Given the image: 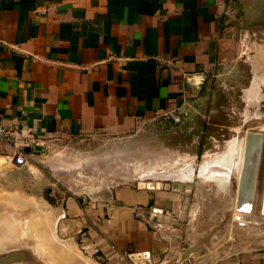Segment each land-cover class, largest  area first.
I'll return each mask as SVG.
<instances>
[{"label":"crops","instance_id":"crops-1","mask_svg":"<svg viewBox=\"0 0 264 264\" xmlns=\"http://www.w3.org/2000/svg\"><path fill=\"white\" fill-rule=\"evenodd\" d=\"M240 61L251 95L264 86V0H0V126L44 144L129 131L202 100ZM229 150L188 179L66 197L54 208L60 241L18 244L3 264H264L232 221L243 164ZM14 155L0 139V165H22ZM29 200V231L47 233L33 216L49 221L48 202Z\"/></svg>","mask_w":264,"mask_h":264},{"label":"rangeland","instance_id":"rangeland-1","mask_svg":"<svg viewBox=\"0 0 264 264\" xmlns=\"http://www.w3.org/2000/svg\"><path fill=\"white\" fill-rule=\"evenodd\" d=\"M250 49L246 47L248 55L252 52ZM262 79L260 83L255 82L259 84L258 91L251 95L243 93L242 89L250 84L252 77L248 64L240 61L229 69L219 70L211 78L202 100L191 103V106L175 116H160L151 121H142L131 130L121 133L102 131L90 136L46 143L42 152L31 154L28 162L22 165L3 162L0 165V223L24 224L27 232L29 228L22 222L21 214L24 216L25 210L30 207L28 196L44 198L50 208L54 209L61 207L64 199L69 196L87 198L129 184L155 187L156 182L171 183L177 177L191 178L197 172L193 167L200 166L204 160L212 157L223 162L226 160L223 155L229 148V151L234 149L237 152L234 157L238 161H244L246 152H250L247 155L251 154L248 157L250 160L246 158L249 170L246 168L245 179L250 177L251 180L254 175V181L258 182L260 176L264 178ZM246 97L247 102L244 101ZM249 132L253 135H250L248 144L253 140L257 144L255 146L254 143L255 150L252 151L246 150ZM258 152L261 156L255 154ZM255 159L259 161L255 162ZM242 163L245 164V161ZM258 163L260 166L256 170ZM238 171L239 169L236 170V180ZM245 200L235 212L243 213L242 220L235 222L232 215V221L241 229L243 243L253 237L258 239L260 247H264V211L259 215L256 209L259 216L255 214L253 217L254 211L250 213L252 207L246 205ZM250 200H247V204L251 203ZM31 205L33 206L32 202ZM54 218L51 216L46 223L48 232L38 235L44 237L43 249L60 240L57 235V231L60 233L59 220L54 222ZM29 234V240L24 241L26 246L32 249L41 247L34 235ZM230 239L233 237L230 236ZM1 243H6V240ZM13 248L17 247H11L10 244L1 246L0 253ZM98 261L101 262L99 259Z\"/></svg>","mask_w":264,"mask_h":264},{"label":"bare ground","instance_id":"bare-ground-1","mask_svg":"<svg viewBox=\"0 0 264 264\" xmlns=\"http://www.w3.org/2000/svg\"><path fill=\"white\" fill-rule=\"evenodd\" d=\"M264 137V136H263ZM262 139V138H261ZM264 139V138H263ZM252 141V140H251ZM259 141V140H258ZM254 143L256 144V142L253 140L252 142H250L249 144H248V151H252V150H255V149H253V147H255V146H257V144L254 146ZM258 143V142H257ZM259 144H260V141H259ZM258 144V145H259ZM260 145H262V144H260ZM262 147V146H261ZM257 148V147H256ZM260 148V147H259ZM258 148V149H259ZM261 149V148H260ZM259 149V150H260ZM263 149V148H262ZM258 150V151H259ZM257 151V150H256ZM255 151V152H256ZM262 152V151H261ZM250 153V152H249ZM248 152H247V155L249 154ZM255 154H260V156H261V153L260 152H258V153H255ZM251 155V154H250ZM249 155V156H250ZM249 156H247V158L249 157ZM254 154H253V158H254ZM257 156V155H256ZM262 157H263V154H262ZM246 158V157H245ZM258 158V157H257ZM261 158V157H260ZM259 158V159H260ZM249 160H250V158H248ZM254 160V159H253ZM258 159H255V162L257 161ZM245 161V160H244ZM244 161H241V163L242 162H244ZM248 161V160H247ZM259 161V160H258ZM251 162H253L252 161V159H251ZM247 163V162H246ZM242 164H244V163H242ZM241 164V165H242ZM248 164V163H247ZM252 166H254L253 164H254V162H253V164L252 163H250ZM249 164V165H250ZM255 164H257V163H255ZM245 165V164H244ZM259 163H258V166H256L257 167V169L256 170H258L259 169ZM243 168V167H242ZM246 168H248V166L246 167ZM254 167H252V169H253ZM251 169V168H250ZM247 170V169H246ZM248 170H249V168H248ZM256 170H254L255 172H258V171H256ZM252 171V170H251ZM241 172V171H240ZM250 173V172H249ZM252 174L254 173L253 171L251 172ZM251 174V175H252ZM257 175H258V173H257ZM247 177H249V175L247 176ZM250 178V177H249ZM249 178H248V180H246V179H244V183L242 184V189L240 190V184H239V186H238V197L240 198L239 199V202H237V203H239V205H242V203H244V199H246L245 201V204L246 205H249V207L251 208L252 207V212H250L251 214L253 213V211H254V213L252 214L253 215V217L255 216V214L257 215V216H259L263 211H262V205H263V199H264V178H262V176H260V180H257L258 182H255L254 181V175H253V178H251V180H249ZM256 178H257V176H256ZM262 180V181H261ZM236 194V193H235ZM252 197V200H250V198ZM247 200H250L251 201V203L249 204H247ZM245 205V206H246ZM30 207H31V209H32V211H34V208H36V207H33L32 205H31V203H30ZM30 207L28 208V209H26L25 210V214H24V216L21 214V220H22V222H24V223H26L27 224V226H29V222H30V225L32 224V218H30L29 216H28V210L30 209ZM256 209H258V213H259V215H258V213L256 212ZM242 214V213H241ZM247 214V213H246ZM250 214V215H251ZM264 217V216H263ZM33 218L35 219V220H37L38 221V223L40 224V225H42V228H43V226H44V224L45 223H47V220H46V218L44 217V216H40V217H38V218H35L34 216H33ZM24 224H19V223H11V224H7V223H4V222H2V223H0V248H1V246H6V245H11V247L12 246H16V245H18V244H21V243H23L25 240H28L29 239V236L28 235H30V234H26V232H25V230H24ZM33 231L34 230H30L29 231V233H31V234H33ZM36 233V232H35ZM41 233V232H40ZM38 231H37V233L36 234H34V235H36V236H38L39 234H40ZM24 235H27V236H24ZM6 236V237H5ZM6 240V243H4V244H2L1 242L3 241V240ZM43 249V245L39 248V250H42Z\"/></svg>","mask_w":264,"mask_h":264},{"label":"built area","instance_id":"built-area-1","mask_svg":"<svg viewBox=\"0 0 264 264\" xmlns=\"http://www.w3.org/2000/svg\"><path fill=\"white\" fill-rule=\"evenodd\" d=\"M0 139L9 143L15 150V162L23 164L27 160V156L34 152H27V148H33L36 145L44 144L39 137H25L17 128H6L0 126ZM45 145V144H44Z\"/></svg>","mask_w":264,"mask_h":264},{"label":"water","instance_id":"water-1","mask_svg":"<svg viewBox=\"0 0 264 264\" xmlns=\"http://www.w3.org/2000/svg\"><path fill=\"white\" fill-rule=\"evenodd\" d=\"M250 135L252 136L253 135V133L252 132H249L248 133V138H247V147H246V150L248 149V141H249V139H250ZM45 149V146H44V144H40V145H36V146H34L33 148H27V152H34V153H37V152H42L43 150ZM246 158H247V152H246ZM246 158H245V165H244V170H243V174H242V177H241V181H240V190L242 189V184L244 183V179H245V175H246ZM179 177H177V179H178ZM176 180V179H175ZM33 197H31V196H28V198L27 199H32ZM48 208V210H50V216H49V219H50V217L52 216L53 218H54V222H56L57 220H58V217H59V214L53 209V208H50V206H47ZM262 210L264 211V199H263V205H262ZM32 225V224H31ZM45 225H46V223H45ZM34 226H35V224H34ZM34 226H32V227H34ZM29 228V227H28ZM30 229V228H29ZM29 229H27V232L29 231ZM26 232V231H25ZM29 233V232H28ZM34 237H35V239H36V242H37V244H39V245H42L44 242L42 241L43 239H44V237H36V235H34ZM59 239V238H58ZM57 239V240H58ZM42 241V242H41ZM60 241V240H59ZM45 243H46V239H45ZM66 243H70V241H66ZM17 246V245H16ZM13 247H15V246H13ZM18 253H20L19 251H18V249L17 248H13V249H11V250H9V251H5V252H3V253H0V264H3V263H10L14 258H16L17 257V255H18Z\"/></svg>","mask_w":264,"mask_h":264}]
</instances>
